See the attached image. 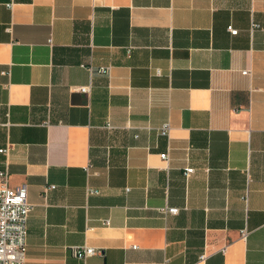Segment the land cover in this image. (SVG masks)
Segmentation results:
<instances>
[{
	"label": "crops",
	"instance_id": "crops-1",
	"mask_svg": "<svg viewBox=\"0 0 264 264\" xmlns=\"http://www.w3.org/2000/svg\"><path fill=\"white\" fill-rule=\"evenodd\" d=\"M9 143L26 264H264V0H0Z\"/></svg>",
	"mask_w": 264,
	"mask_h": 264
},
{
	"label": "built area",
	"instance_id": "built-area-1",
	"mask_svg": "<svg viewBox=\"0 0 264 264\" xmlns=\"http://www.w3.org/2000/svg\"><path fill=\"white\" fill-rule=\"evenodd\" d=\"M110 67L102 66L101 72H107ZM243 73L249 74V70ZM81 91H90V86L79 87ZM161 133H170V124L166 123L161 128ZM13 149V144L9 143L0 149V152L7 156L6 167L0 170V264H26L27 261V239H28V219L34 208L28 201L27 187L21 185L12 187L9 182V154ZM165 159L169 158V153H162ZM195 171L190 167L186 173L191 174ZM54 188V185L49 186ZM170 212L177 213V208H170ZM135 247V246H134ZM73 254L85 260L87 257L103 253L102 249L83 244L71 246Z\"/></svg>",
	"mask_w": 264,
	"mask_h": 264
}]
</instances>
